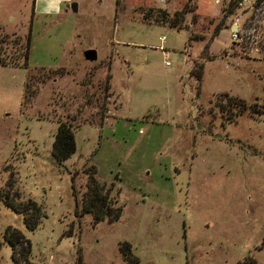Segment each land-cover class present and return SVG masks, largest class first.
<instances>
[{
  "label": "rangeland",
  "instance_id": "1",
  "mask_svg": "<svg viewBox=\"0 0 264 264\" xmlns=\"http://www.w3.org/2000/svg\"><path fill=\"white\" fill-rule=\"evenodd\" d=\"M31 7L0 0V193L41 216L30 231L0 200V264L8 229L22 264H264V0H80L56 27ZM91 173L113 210L97 225Z\"/></svg>",
  "mask_w": 264,
  "mask_h": 264
},
{
  "label": "trees",
  "instance_id": "2",
  "mask_svg": "<svg viewBox=\"0 0 264 264\" xmlns=\"http://www.w3.org/2000/svg\"><path fill=\"white\" fill-rule=\"evenodd\" d=\"M189 12H193V11L190 10ZM161 19L162 20H158L157 22H161V23L167 22L166 20L167 17L165 15L162 16ZM169 26L172 28L176 27L177 24L175 20L171 21V25ZM29 49H30V34L27 38V43L25 45V50L23 54V60L25 65H28ZM0 64L5 65L4 62L2 61H0ZM195 66H196V70L194 69L192 73L194 75V71H195L196 79L200 80L202 75V65L195 64ZM105 90L106 92H108L109 90V79L106 80ZM34 93L35 91L31 93L29 83H27L25 86L24 101L26 102L30 101L34 97L35 95ZM242 104L243 105L241 106L245 108L244 103ZM102 122L103 119L101 118L100 123L102 124ZM75 129L76 128L73 127L67 121L58 122L57 131L54 136V142L52 145V156L54 160L59 164L68 160L76 151V144L74 138ZM93 175L94 173H91V178L87 187L88 190L85 195L87 196V198L85 199V204L83 206L81 215H85L87 213L92 214L94 217L93 223L94 225H97L98 223L102 222L105 219V217L112 216L113 210L112 207L110 206V198H109L110 189L106 190L105 185L98 183L93 178ZM11 189L12 188L7 190L6 193H0V200L5 204V206H7V208L12 210L16 214L22 215L25 227L28 230L33 231L37 227L38 222L40 221V216H41L40 208L36 205V203H34L31 200H28L26 205L21 207L19 205L20 203L16 202L17 197L11 195L10 193ZM118 216L119 214L116 213L114 217L115 219L113 220L109 219V222L112 223L114 220H117ZM5 238H6V242L10 245L12 249L11 259L13 261V264H22L23 263L22 261H26L30 255V244L27 240L23 242L24 239L23 236L20 234V232L16 230L11 231L10 229H8ZM22 243L26 245V249L22 250L21 252L24 256V259H22V261H18L17 255L19 254V252L17 253V248L20 245H22ZM128 250H130V248L128 245L125 244L121 248V252L125 258H129L126 253V251Z\"/></svg>",
  "mask_w": 264,
  "mask_h": 264
},
{
  "label": "crops",
  "instance_id": "3",
  "mask_svg": "<svg viewBox=\"0 0 264 264\" xmlns=\"http://www.w3.org/2000/svg\"><path fill=\"white\" fill-rule=\"evenodd\" d=\"M80 0H62V3L59 4L60 11L57 13L55 9L54 0H32V7H31V15L30 18L32 24L40 23L44 26H58L62 20L69 13H73L71 9H68L73 3L77 4V12H78V5ZM48 7L50 9V14H46L43 12V9Z\"/></svg>",
  "mask_w": 264,
  "mask_h": 264
},
{
  "label": "water",
  "instance_id": "4",
  "mask_svg": "<svg viewBox=\"0 0 264 264\" xmlns=\"http://www.w3.org/2000/svg\"><path fill=\"white\" fill-rule=\"evenodd\" d=\"M68 9H71L73 13H77V4H71L70 6H68ZM84 58L86 61L94 62L97 59V54L95 51L89 50L84 53Z\"/></svg>",
  "mask_w": 264,
  "mask_h": 264
},
{
  "label": "clouds",
  "instance_id": "5",
  "mask_svg": "<svg viewBox=\"0 0 264 264\" xmlns=\"http://www.w3.org/2000/svg\"><path fill=\"white\" fill-rule=\"evenodd\" d=\"M62 3V0H54V4H55V11L58 13L60 11L59 9V4ZM43 12L46 14H50V9L48 7H45L43 9Z\"/></svg>",
  "mask_w": 264,
  "mask_h": 264
},
{
  "label": "built area",
  "instance_id": "6",
  "mask_svg": "<svg viewBox=\"0 0 264 264\" xmlns=\"http://www.w3.org/2000/svg\"><path fill=\"white\" fill-rule=\"evenodd\" d=\"M235 28H236V31H231V39H232L233 41L237 40V38H238V32H239L238 27H235ZM161 41H164V38L161 39ZM160 50H161V51H164V50L162 49V47H160ZM166 65H168V64L166 63Z\"/></svg>",
  "mask_w": 264,
  "mask_h": 264
}]
</instances>
